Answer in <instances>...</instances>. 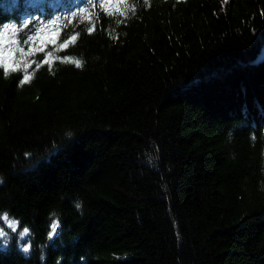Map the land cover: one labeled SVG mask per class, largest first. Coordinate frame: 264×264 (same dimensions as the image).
<instances>
[{"label": "trees", "instance_id": "1", "mask_svg": "<svg viewBox=\"0 0 264 264\" xmlns=\"http://www.w3.org/2000/svg\"><path fill=\"white\" fill-rule=\"evenodd\" d=\"M106 2L0 0V264H264V0Z\"/></svg>", "mask_w": 264, "mask_h": 264}, {"label": "snow or ice", "instance_id": "2", "mask_svg": "<svg viewBox=\"0 0 264 264\" xmlns=\"http://www.w3.org/2000/svg\"><path fill=\"white\" fill-rule=\"evenodd\" d=\"M88 3L91 4L92 0H88ZM100 7L103 8L106 12H108L109 15H112L113 11L119 12L121 15H126L127 14L126 10H127L128 6L125 5L124 6L125 10H121L120 5L118 3L113 5L111 3V0H107L106 3H101ZM87 11H88L87 9L81 8L79 13L74 12V13H72V15L73 16L82 15V14L87 13ZM85 18H90V16H85ZM9 30H11L12 32H16L17 31V29H16V27L14 25L4 26V29H3L4 33H7ZM87 31L89 33H91L93 31V28H88ZM56 35H57L56 33H53L52 34V38H50V39H46V38L42 37L41 38V45L42 46H40V47H30L28 49V52H25L23 48H18L17 50L22 54V57L25 56V55H30L33 52H44L47 43L56 44V38H55ZM35 39H36V37H34V36H28L27 40L25 41V43H27L28 41L35 40ZM76 39H77L76 36H65V38L63 40V43H60L57 46V50L66 49L69 46V44L75 42ZM5 43L18 44L19 42L18 41H11V42L4 41L3 38H2V34H0V65L3 66L5 71H7L9 69V67H11L13 70H16L21 65L19 63H10L12 61V59H13V51L14 50L11 47L4 48L3 45ZM53 60H61L62 62H69V63H72V64L76 65V67L82 66V61L81 60L76 59V58L71 57V56H67V55H65L64 57H58V56H54L53 52H47V54L43 57V63L44 64L51 65ZM39 66L40 65L37 64V67H39ZM23 67H24V69H27V68L30 67V64L25 62L23 64ZM30 79H31V76L27 72H25L24 81H28ZM53 231H55V226H53Z\"/></svg>", "mask_w": 264, "mask_h": 264}, {"label": "clouds", "instance_id": "3", "mask_svg": "<svg viewBox=\"0 0 264 264\" xmlns=\"http://www.w3.org/2000/svg\"><path fill=\"white\" fill-rule=\"evenodd\" d=\"M231 139V133H229V140ZM255 139V137H253ZM71 203L73 204L76 211L83 215V200L80 197H77L76 199L72 200ZM49 220H50V232L54 233L56 229L60 227V214L53 210L48 214ZM0 222H3L5 225H7V228L10 229V231H6L4 227H0V246H2L3 249H8L11 247L12 243V233L16 234V245L18 250L25 256V258L30 259L31 253L33 250L32 246V239H34V233L31 231L30 227L25 226L21 230L17 231L18 228V221L15 218H11L9 216L8 211H0ZM53 226H55V231H53ZM51 234L48 236V239H51ZM40 247V264H45L47 260V253L44 250L43 246ZM63 257L57 258V264H59L60 260H62ZM83 259V257L81 258Z\"/></svg>", "mask_w": 264, "mask_h": 264}, {"label": "rangeland", "instance_id": "4", "mask_svg": "<svg viewBox=\"0 0 264 264\" xmlns=\"http://www.w3.org/2000/svg\"><path fill=\"white\" fill-rule=\"evenodd\" d=\"M54 32H52V31H43L41 34H40V36H39V38H49V37H52V34H53ZM2 38H3V40L4 41H7V42H11V41H15V39L14 38H12V35H9V34H7V33H3L2 34ZM39 42H41V39L39 40ZM16 44H12V43H5L4 45H3V47L4 48H9V47H11L12 49L13 48H15L16 46H15ZM14 53V52H13ZM14 55V54H13ZM10 63H13V59H12V61L10 62ZM18 229V228H17Z\"/></svg>", "mask_w": 264, "mask_h": 264}]
</instances>
